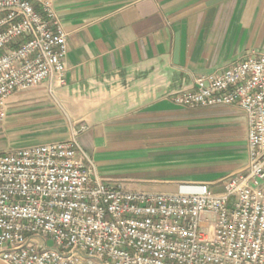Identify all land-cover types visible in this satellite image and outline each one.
Here are the masks:
<instances>
[{
	"label": "crops",
	"instance_id": "1",
	"mask_svg": "<svg viewBox=\"0 0 264 264\" xmlns=\"http://www.w3.org/2000/svg\"><path fill=\"white\" fill-rule=\"evenodd\" d=\"M54 7L67 33L65 83L9 97L2 152L65 141L86 127L76 136L84 161L113 188L222 193L246 170V113L186 108L173 97L264 51V0H54ZM23 119L30 130L8 136ZM12 139L25 144L13 147Z\"/></svg>",
	"mask_w": 264,
	"mask_h": 264
},
{
	"label": "built area",
	"instance_id": "2",
	"mask_svg": "<svg viewBox=\"0 0 264 264\" xmlns=\"http://www.w3.org/2000/svg\"><path fill=\"white\" fill-rule=\"evenodd\" d=\"M66 57L54 0H0V124L13 94L65 83ZM173 100L246 113L249 163L222 193L107 186L84 161L76 140L81 127L65 141L0 153V261L264 264V51L198 77Z\"/></svg>",
	"mask_w": 264,
	"mask_h": 264
},
{
	"label": "rangeland",
	"instance_id": "3",
	"mask_svg": "<svg viewBox=\"0 0 264 264\" xmlns=\"http://www.w3.org/2000/svg\"><path fill=\"white\" fill-rule=\"evenodd\" d=\"M28 121H26L25 119L22 120L21 123L18 124L17 127H12L11 129L8 130L7 134L8 136H16L17 133H20V132H23L25 130H30L31 126L29 123H27ZM19 135V134H18ZM17 135V136H18ZM24 142H20L19 140H15V139H12V145L13 147H21V146H24ZM3 145L0 143V153H3ZM54 244L49 241V247H52Z\"/></svg>",
	"mask_w": 264,
	"mask_h": 264
}]
</instances>
